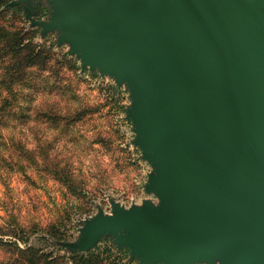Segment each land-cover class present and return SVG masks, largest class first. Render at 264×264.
Here are the masks:
<instances>
[{
  "label": "water",
  "instance_id": "water-1",
  "mask_svg": "<svg viewBox=\"0 0 264 264\" xmlns=\"http://www.w3.org/2000/svg\"><path fill=\"white\" fill-rule=\"evenodd\" d=\"M52 1L49 24L72 27L84 61L139 90V142L160 167L149 187L165 199L85 233L129 228L120 242L143 262L264 264V0Z\"/></svg>",
  "mask_w": 264,
  "mask_h": 264
},
{
  "label": "rangeland",
  "instance_id": "rangeland-1",
  "mask_svg": "<svg viewBox=\"0 0 264 264\" xmlns=\"http://www.w3.org/2000/svg\"><path fill=\"white\" fill-rule=\"evenodd\" d=\"M54 6L11 0L0 7V44L22 39L46 57L12 85V60L0 58V264L27 263L28 247L66 258L94 251L107 264H165L143 262L132 243H121L129 228L85 233L99 216L162 211L165 199L149 187L160 167L155 148L139 142V90L129 76L84 61L66 38L72 27L49 24ZM62 168L72 169L75 185L85 179L81 193L49 173ZM192 264L221 259L199 256Z\"/></svg>",
  "mask_w": 264,
  "mask_h": 264
},
{
  "label": "trees",
  "instance_id": "trees-1",
  "mask_svg": "<svg viewBox=\"0 0 264 264\" xmlns=\"http://www.w3.org/2000/svg\"><path fill=\"white\" fill-rule=\"evenodd\" d=\"M11 0H0V7L6 5ZM18 8L17 5L13 6ZM44 52L36 49L33 43H23L22 39L6 41L0 44V58L7 57L12 60L10 73L7 75L9 84L12 85L21 79L25 75L27 68L34 66L36 62L43 61L46 57H43ZM40 57L43 59L40 60ZM101 172H105V169L100 167ZM71 168L51 169L49 173L54 179L64 183L72 194L81 193L82 186L86 184L84 179L83 183L74 184L73 174ZM96 178H102L101 175H97ZM78 192V193H77ZM26 255L25 264H107L104 261L103 255L98 252L89 251L87 253H74L70 257H54L52 255L42 253L39 249L28 247L25 251H22Z\"/></svg>",
  "mask_w": 264,
  "mask_h": 264
}]
</instances>
